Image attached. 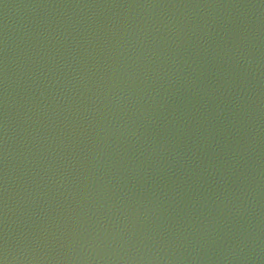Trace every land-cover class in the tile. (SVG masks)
Segmentation results:
<instances>
[{
    "label": "water",
    "instance_id": "1",
    "mask_svg": "<svg viewBox=\"0 0 264 264\" xmlns=\"http://www.w3.org/2000/svg\"><path fill=\"white\" fill-rule=\"evenodd\" d=\"M3 264H264V0H0Z\"/></svg>",
    "mask_w": 264,
    "mask_h": 264
},
{
    "label": "clouds",
    "instance_id": "2",
    "mask_svg": "<svg viewBox=\"0 0 264 264\" xmlns=\"http://www.w3.org/2000/svg\"><path fill=\"white\" fill-rule=\"evenodd\" d=\"M0 264H3V261H0Z\"/></svg>",
    "mask_w": 264,
    "mask_h": 264
}]
</instances>
